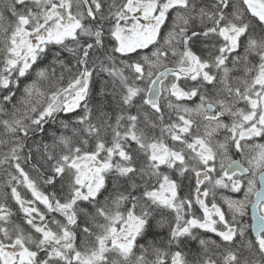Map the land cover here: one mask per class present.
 I'll return each mask as SVG.
<instances>
[{"label":"snow or ice","instance_id":"obj_1","mask_svg":"<svg viewBox=\"0 0 264 264\" xmlns=\"http://www.w3.org/2000/svg\"><path fill=\"white\" fill-rule=\"evenodd\" d=\"M0 4V264H264V0Z\"/></svg>","mask_w":264,"mask_h":264},{"label":"flooded vegetation","instance_id":"obj_2","mask_svg":"<svg viewBox=\"0 0 264 264\" xmlns=\"http://www.w3.org/2000/svg\"><path fill=\"white\" fill-rule=\"evenodd\" d=\"M0 7H2V4H0ZM3 168H5V165L4 166H0V178L3 176ZM14 169H11V171H13ZM7 191L10 192V189H8ZM48 191H51V189H48ZM224 191V195H228V196H233V197H236V198H239V197H242L243 196V193H238V194H234V193H231L227 190H223ZM8 203H10V205L12 206L13 208V211H17L18 210V206H16L14 204V202H12L11 200L8 201ZM246 222L250 225L251 224V208L249 207V210H248V215L246 216ZM250 231V229H249Z\"/></svg>","mask_w":264,"mask_h":264},{"label":"trees","instance_id":"obj_3","mask_svg":"<svg viewBox=\"0 0 264 264\" xmlns=\"http://www.w3.org/2000/svg\"><path fill=\"white\" fill-rule=\"evenodd\" d=\"M4 151H5V149L2 146H0V154H2ZM7 167H8V165H5V168H7ZM9 170L11 171V169H9ZM2 174H3V176L0 178V187H2L4 185V183H5L6 179H7L5 173L3 172ZM3 190L7 191L8 189L5 188Z\"/></svg>","mask_w":264,"mask_h":264}]
</instances>
